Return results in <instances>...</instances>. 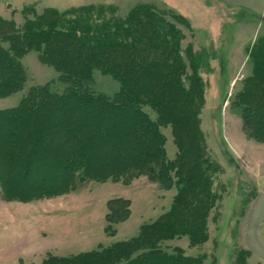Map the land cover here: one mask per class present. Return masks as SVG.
<instances>
[{"label":"rangeland","instance_id":"obj_1","mask_svg":"<svg viewBox=\"0 0 264 264\" xmlns=\"http://www.w3.org/2000/svg\"><path fill=\"white\" fill-rule=\"evenodd\" d=\"M98 30L110 31V38L94 42H133L123 59L132 52L133 65L141 67L143 77L133 82L145 91L142 110L165 136L166 155L176 166L171 180L139 174L127 184L81 176L74 187L30 200L6 198L0 183V264H42L50 254L76 255L133 239L173 209L182 187L183 204L171 221L194 224L197 234L163 240L165 249L180 248L198 264H264V222L259 242L249 232L264 197V139L250 134L264 129L256 125L264 123V0H0V56L17 48L24 69L22 88L0 95V110L19 106L34 87L68 88L49 53L118 52L114 43L104 48L67 37ZM84 85L110 96L122 88L100 67ZM62 115L57 108L39 118ZM127 147L117 139L95 141L87 158ZM18 178L27 188L33 177Z\"/></svg>","mask_w":264,"mask_h":264},{"label":"trees","instance_id":"obj_2","mask_svg":"<svg viewBox=\"0 0 264 264\" xmlns=\"http://www.w3.org/2000/svg\"><path fill=\"white\" fill-rule=\"evenodd\" d=\"M110 33L98 30L96 34L85 32L78 36L68 32L67 37H73L77 42L87 39L88 43L104 48L112 47L114 43L119 46L118 52L105 50L78 57L62 52L49 53L51 55L47 59L59 66L63 73L61 79L68 84V88L62 93H54L48 85L34 87L19 106L0 110V183L6 198L30 200L40 196V192L46 196L53 195L64 190L67 184L74 187L77 177L81 176L99 181L123 180L127 184L139 174H147L162 183H166L167 178L171 180L176 166L166 155L165 136L142 110L141 105L147 102L145 91L133 82L137 76L143 77L141 67L137 69L133 65L136 58L132 60V52L125 55V58L129 57L127 61L123 59L124 48L132 49L133 42H94L101 36L109 39ZM70 41L68 44L74 46L73 41ZM71 46L68 45V50L73 51ZM66 47L64 45L60 49ZM16 49L12 46L3 49L6 55L0 56V59L8 58L4 63L0 61V88L3 87L0 95L22 88L20 76L24 78V69L16 59L20 56ZM74 58H78L80 63H75ZM95 67L119 79L121 90L110 96L87 89L84 82L92 78ZM77 104H83L86 110L78 109ZM57 108H61L62 116H51L49 122L39 118L41 115L46 117L48 110ZM122 112L128 115L129 121L120 115ZM114 113L120 117H113ZM100 117H104V122ZM256 125L260 127L264 123L257 120ZM251 131V135L264 139V129ZM44 132L52 139L46 140L48 136L44 138ZM115 139L128 146L125 152L104 149L105 152L99 156L87 158L88 145L95 141L109 142ZM180 145L183 147V142ZM187 154L188 147L184 143V150L179 157L183 158ZM155 165L159 166V171H156ZM20 175H32L29 187H22L23 184L18 181ZM10 178H16L13 186L9 182ZM184 188L176 197L173 209L158 220L143 225L139 236L76 255L50 254L42 264H198L197 259L187 257L182 249L177 248L175 253H171L162 246L163 240L181 236L188 230L192 231L191 234H197L194 224L187 227L181 223L187 229L184 230L179 223L171 221L183 204ZM195 198L194 202L200 200ZM110 221H113L111 217Z\"/></svg>","mask_w":264,"mask_h":264},{"label":"crops","instance_id":"obj_3","mask_svg":"<svg viewBox=\"0 0 264 264\" xmlns=\"http://www.w3.org/2000/svg\"><path fill=\"white\" fill-rule=\"evenodd\" d=\"M259 202V200H258ZM257 202V203H258ZM260 212V214H259ZM259 214V215H257ZM264 197L263 199L258 203L257 205V213L255 215V217L252 220V225H250V237H251V241L255 242V241H260L258 234L260 233L259 231V227L262 224V222H264Z\"/></svg>","mask_w":264,"mask_h":264}]
</instances>
